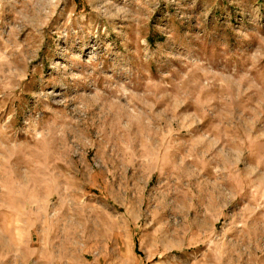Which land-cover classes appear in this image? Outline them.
<instances>
[{
    "label": "rangeland",
    "instance_id": "1",
    "mask_svg": "<svg viewBox=\"0 0 264 264\" xmlns=\"http://www.w3.org/2000/svg\"><path fill=\"white\" fill-rule=\"evenodd\" d=\"M0 264H264V0H0Z\"/></svg>",
    "mask_w": 264,
    "mask_h": 264
}]
</instances>
